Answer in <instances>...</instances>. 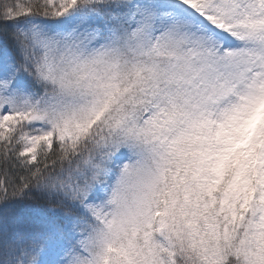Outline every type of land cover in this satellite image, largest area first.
<instances>
[{"label": "snow or ice", "instance_id": "1", "mask_svg": "<svg viewBox=\"0 0 264 264\" xmlns=\"http://www.w3.org/2000/svg\"><path fill=\"white\" fill-rule=\"evenodd\" d=\"M0 264H264V0H0Z\"/></svg>", "mask_w": 264, "mask_h": 264}]
</instances>
